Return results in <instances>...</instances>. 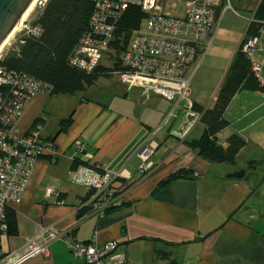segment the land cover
<instances>
[{
  "label": "crops",
  "instance_id": "1",
  "mask_svg": "<svg viewBox=\"0 0 264 264\" xmlns=\"http://www.w3.org/2000/svg\"><path fill=\"white\" fill-rule=\"evenodd\" d=\"M249 2L244 8L251 10L254 5ZM257 59L263 63L264 79V32ZM231 63L218 78L216 91ZM195 67L193 72L199 70L198 64ZM109 73L101 75L108 87L104 95L88 97V86L65 93L66 102L62 98L56 102L60 120L72 116L73 123L57 136L56 161L44 157L36 161L20 208L35 223L53 226L61 236L50 243L49 256L38 255L25 264H86L74 255L73 244L102 249L113 241L117 248L104 257V264L122 260L128 264H264V194L255 196L264 180V92L238 88L233 93L223 112L230 123L218 133L217 142L227 147L230 136L237 134L242 145L233 161L213 162L191 145L204 132L202 121L194 135L196 122L189 120L180 104L181 110L175 108L173 114L170 101L131 95L114 78L119 75ZM192 92L190 84L189 95ZM199 93L191 99L211 106L213 101L204 105L197 99ZM79 94L80 98L74 96ZM43 96L28 100L23 127L28 128L47 106ZM79 144L93 156L90 161L80 155ZM145 149L148 154L143 157ZM76 158L80 160L74 165ZM144 163L151 165L146 173L141 172ZM81 168L85 176L79 175ZM179 172L186 173L175 178ZM241 173L242 178L232 176ZM93 174L103 176L111 192H122L116 199L122 203L119 207L100 206L102 199L85 197L88 189L83 183L68 180L88 182ZM48 188L57 190L62 202L58 195L49 197ZM84 201L95 203V208L80 212Z\"/></svg>",
  "mask_w": 264,
  "mask_h": 264
},
{
  "label": "built area",
  "instance_id": "2",
  "mask_svg": "<svg viewBox=\"0 0 264 264\" xmlns=\"http://www.w3.org/2000/svg\"><path fill=\"white\" fill-rule=\"evenodd\" d=\"M48 1L35 0L31 11L41 10ZM238 1L248 3L250 0ZM92 2L90 28L71 52L70 64L87 71L95 70L108 54L109 41L123 16L130 7L139 6L147 16L145 27L135 32L129 50L122 59V66L115 72L120 76L127 93L132 95V89L139 87L143 99L163 97L171 102L172 109L189 95L194 74L191 66L204 44L201 63L214 39L213 28L218 22V9L221 8V17L227 9L238 14L232 0ZM263 4L264 0H256L248 20L249 27H254L259 34L264 31V12L261 13ZM33 26L25 30L26 34L38 35L41 32L40 26ZM259 34L246 37L241 50L251 61L255 76L264 84L263 63L257 59ZM208 37L212 39L206 43ZM3 61L4 58H0V264H25L38 255L49 256L50 243L61 236V232L53 226L45 227L35 223L25 215L20 205L39 156L55 157L59 154L56 139L61 131L62 120L58 117L55 95L27 74L8 69ZM38 94L45 95L48 104L42 114L28 128L23 129L19 126V119L28 100ZM77 148L83 159H92L93 156L85 151L82 144ZM147 154L148 150H143V157ZM150 167L144 163L141 172L146 173ZM78 173L85 176V169H79ZM88 182L89 187L96 191L94 198L104 195V191L110 189L103 176L89 175ZM58 194L53 188L47 190L49 197ZM103 202L100 206L111 203ZM117 245L113 241L101 249L95 245L76 243L72 248L74 255L83 258L86 264H104V257L114 254ZM121 264L128 263L122 260Z\"/></svg>",
  "mask_w": 264,
  "mask_h": 264
},
{
  "label": "trees",
  "instance_id": "3",
  "mask_svg": "<svg viewBox=\"0 0 264 264\" xmlns=\"http://www.w3.org/2000/svg\"><path fill=\"white\" fill-rule=\"evenodd\" d=\"M92 11V0H49L39 11L34 22L35 25L40 26L41 32L38 35H26L22 39L19 49L5 58L3 63L8 69L25 73L42 83L48 88V91L53 93L52 95L73 94L85 90L88 86L93 85L101 75H110L109 71L114 73L121 68L122 59L129 50L135 32L145 27L147 17L139 6L130 7L114 32L113 38L110 39L106 52L108 59L112 60V63H116L106 66L104 62H101L95 70L87 71L71 65L69 60L71 52L90 28ZM263 12L264 9L261 10V13ZM257 33L258 31L252 27L247 35L256 36ZM235 55L230 72L218 89L212 105L205 107L194 102L196 112L203 113L202 120L204 122H202L205 124V129L199 139L191 141V145L213 162L233 161L237 150L242 145V139L237 134L230 136L227 147L217 142L218 133L226 129L230 123L223 117V112L233 93L238 88L264 92V85L260 86L252 72L250 60L241 50L237 51ZM24 112L25 109L22 116ZM72 123V116L62 119L61 131H66ZM42 157L56 161V156L40 155L38 159ZM79 160L76 158L74 165ZM185 173L179 172L174 177L182 178ZM89 188L85 197H93L96 192L94 188ZM104 192V195H100L96 199L111 202L108 204L109 208H116L122 204H118L116 200L122 192L116 190L112 193L109 190ZM57 198L62 202L60 195ZM84 202L82 203L84 208L81 207L80 212L88 206L95 208L94 204Z\"/></svg>",
  "mask_w": 264,
  "mask_h": 264
},
{
  "label": "rangeland",
  "instance_id": "4",
  "mask_svg": "<svg viewBox=\"0 0 264 264\" xmlns=\"http://www.w3.org/2000/svg\"><path fill=\"white\" fill-rule=\"evenodd\" d=\"M232 4L236 8V10L239 12V15L234 13L232 10H227L225 12L224 17L220 23L219 30H218V33L220 31V34H219V36L216 35V37H214V39L210 43V45H209V47L205 53V56L199 65V67L200 66L201 67L200 68L198 67L199 70L198 69H197L198 71L196 70L197 72H195L196 74H194V77L191 81V86L193 88L192 96H195L196 93L200 91L199 98H197V99H199V101L202 102L204 105H207L211 101H213V99H212L213 95H214L213 98H216L218 90L217 91L215 90L216 89L215 86H217L218 78L220 76L223 77L226 74L227 70H224V68H229V65L232 61V58H233L234 54L238 51V47H239V45L243 39V36L245 34V31L247 28V21L245 20V18H249L251 16V13L248 10H245V8H244L245 3L244 2H241L238 0H232ZM249 5L253 6L254 1L250 0ZM39 11H40L39 9L38 10L36 9L34 12L31 11V13L28 14V16L26 17V19L23 22V26L21 27V30L19 32H17V34L10 41L9 45H7L5 47V50L1 54L0 58H7L9 55L15 53L19 49L20 44L22 43V39L26 35H28V34H26L25 30L27 28H30L33 25H35L34 22L36 20V16L39 14ZM34 27L35 26H33L32 28H34ZM215 27H216V24H215L214 28ZM216 31H217V29H216ZM210 40H211L210 37H208V38H206L205 42L207 43ZM203 46H204V44L201 46V48H200L201 52L197 55L195 61L193 62L192 66H191V71L195 68V66L199 63V61L203 57V54H202ZM103 62L106 66L112 65V60H109L107 55H106ZM114 76H116V75H114ZM188 76H190V73L188 74ZM118 77H114V78H117L118 81L120 80L121 85H122V81H121L120 77L119 78ZM102 78L103 77H101L99 79L98 83L90 86V88L86 90L88 97H99L100 95H104L107 92L108 87L104 84V79H102ZM196 82H198V83H196ZM132 92H133V94L138 93L142 97V89L141 88L136 87V88L132 89ZM86 93L83 92L82 95H85ZM67 94L71 95L70 93H67ZM35 96H32L31 98H33ZM66 96L67 95H65V93H62V94H59L58 96H55L56 102H58V98L59 99L62 98L63 101L66 102L67 101ZM74 96L80 98L81 95L79 94V95H74ZM192 96L191 95L185 96L182 101L180 100L178 102V104L175 105L176 106L175 108L178 110H181L179 107L182 106L181 111H183L186 115H188L190 117L189 120H191V122H193V121L196 122V124L194 126V128L195 127L196 128L192 129V133L195 135L200 131L201 127L203 126V124H201V122H199V121L204 122V120H202L203 113L200 114V113L196 112L195 106H194V101L191 99ZM69 98H71V97H69ZM188 99H191L192 101H189ZM45 100L47 101L46 98H45ZM179 104H180V106L178 107ZM45 106L42 108L41 112H43ZM67 107H68V105L66 104L65 108H64V113H65ZM57 108H58V106H57ZM175 110L172 111L171 113L174 114ZM58 111H59V109H58ZM192 113H194V115H192ZM21 119L19 122V126L22 128H26V127H23L21 125ZM191 122H189L188 124H190ZM175 133L179 134V132L177 130L175 131ZM181 135H184V134L181 133ZM73 148H74V146L71 147V150ZM80 155H81V153H80ZM68 180H69V182H72V183H76V184L80 183L79 185H81L83 183V186H85V189L86 188L90 189L87 186V183L89 184V182L84 181L85 179L83 180V179L77 178L76 180L78 182H76L72 177H69ZM103 206H105V204L102 205V207Z\"/></svg>",
  "mask_w": 264,
  "mask_h": 264
},
{
  "label": "water",
  "instance_id": "5",
  "mask_svg": "<svg viewBox=\"0 0 264 264\" xmlns=\"http://www.w3.org/2000/svg\"><path fill=\"white\" fill-rule=\"evenodd\" d=\"M34 1L35 0H0V46L6 40L13 28ZM217 13L219 14V10ZM232 176H238L242 178L243 173L233 174ZM263 189L264 180H262L259 183V186L256 188L255 196L264 194Z\"/></svg>",
  "mask_w": 264,
  "mask_h": 264
},
{
  "label": "clouds",
  "instance_id": "6",
  "mask_svg": "<svg viewBox=\"0 0 264 264\" xmlns=\"http://www.w3.org/2000/svg\"><path fill=\"white\" fill-rule=\"evenodd\" d=\"M245 4H247V3H245ZM262 6H264V4L262 5ZM219 10V12H221V8H219L218 9ZM227 10H231V9H227ZM226 10V11H227ZM245 10H248L250 13H251V10H249L248 8L247 9H245ZM225 11V12H226ZM233 11V10H232ZM237 11V10H236ZM222 12H223V10H222ZM225 12H224V14H225ZM234 12V11H233ZM238 12V11H237ZM235 13V12H234ZM218 14V13H217ZM224 14H222V17L221 16H219V14H218V16H216V20L218 19V22H216L215 24H216V27L214 28V33L216 34V29L218 30L219 29V26H220V23H221V21H222V19H223V17H224ZM237 14V13H236ZM237 15H239V12H238V14ZM262 17H264V15H262ZM250 18V17H249ZM249 18H245V20L247 21V28H246V31H245V34H244V36H243V39H242V41H241V43H240V45H239V48H238V51L239 50H241V47H242V44H243V41H244V39L246 38V37H248L249 35H247L248 34V31H249V29L251 28V27H249ZM264 32V31H263ZM215 34H213V37H215ZM259 33H257V35H258ZM262 33H260L259 34V38H260V35H261ZM212 39V38H211ZM242 51V50H241ZM246 56V55H245ZM5 59V58H4ZM200 62V61H199ZM202 62V61H201ZM251 62V61H250ZM200 64L198 63V66H199ZM194 69H196V67L194 68ZM251 69H252V65H251ZM253 72V71H252ZM194 73H195V71H194ZM254 74V73H253ZM262 74H263V72H262ZM255 75V74H254ZM256 77V76H255ZM257 78V77H256ZM257 80H258V82H259V84H260V86H263L264 84H261V82L259 81V79L257 78ZM191 84V83H190ZM189 96V95H188ZM151 168V167H150Z\"/></svg>",
  "mask_w": 264,
  "mask_h": 264
},
{
  "label": "bare ground",
  "instance_id": "7",
  "mask_svg": "<svg viewBox=\"0 0 264 264\" xmlns=\"http://www.w3.org/2000/svg\"><path fill=\"white\" fill-rule=\"evenodd\" d=\"M34 6V2H32V4L29 6V8L26 10V12L24 13V15L21 17V19L19 20V22L16 24V26L13 28V30L11 31V33L9 34V36L6 38V40L1 44L0 46V56L3 53V51L5 50V47L7 45H9L10 41L12 40V38L17 34V32H19L21 30V27L23 26V22L26 19V17L28 16V14L31 12L32 8Z\"/></svg>",
  "mask_w": 264,
  "mask_h": 264
}]
</instances>
